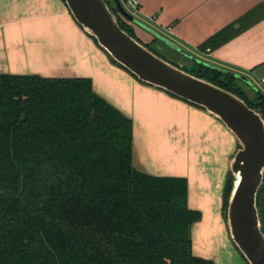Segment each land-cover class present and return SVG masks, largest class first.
Segmentation results:
<instances>
[{
	"label": "trees",
	"instance_id": "16d2710c",
	"mask_svg": "<svg viewBox=\"0 0 264 264\" xmlns=\"http://www.w3.org/2000/svg\"><path fill=\"white\" fill-rule=\"evenodd\" d=\"M192 66L178 67L264 118L261 96L252 102L224 83L237 86L233 75ZM131 150V119L89 78L0 74V264H215L192 252L191 226L201 215L187 206L186 179L138 171ZM232 181L228 172L224 217ZM257 208L264 233V174Z\"/></svg>",
	"mask_w": 264,
	"mask_h": 264
},
{
	"label": "crops",
	"instance_id": "0c3cea01",
	"mask_svg": "<svg viewBox=\"0 0 264 264\" xmlns=\"http://www.w3.org/2000/svg\"><path fill=\"white\" fill-rule=\"evenodd\" d=\"M121 2L140 22L128 24L141 43L157 45L181 65L218 67L264 100V0ZM0 74L89 78L96 94L131 119L134 168L186 179L187 206L201 215L191 227L192 252L217 263L206 239L226 229L223 190L232 157L218 162L225 128L219 120L113 64L63 0H0Z\"/></svg>",
	"mask_w": 264,
	"mask_h": 264
},
{
	"label": "water",
	"instance_id": "95a60500",
	"mask_svg": "<svg viewBox=\"0 0 264 264\" xmlns=\"http://www.w3.org/2000/svg\"><path fill=\"white\" fill-rule=\"evenodd\" d=\"M112 1L123 17L140 24L121 0ZM63 2L78 26L139 82L206 111L234 136L239 147L229 161L233 181L225 211L227 231L247 264H264V233L257 208V194L264 174L262 113L234 93L152 52L120 26L117 15L105 0Z\"/></svg>",
	"mask_w": 264,
	"mask_h": 264
},
{
	"label": "rangeland",
	"instance_id": "374dc122",
	"mask_svg": "<svg viewBox=\"0 0 264 264\" xmlns=\"http://www.w3.org/2000/svg\"><path fill=\"white\" fill-rule=\"evenodd\" d=\"M107 1H109L110 6L112 8L116 7L112 0H107ZM125 6L127 7L128 10H130V7H128L127 5H125ZM125 6H124V8H126ZM117 15L119 18H121L123 20V16L119 13L118 10H117ZM123 21L125 22V20H123ZM133 31H134V29H133ZM134 35L136 36L137 39H140L135 34V31H134ZM143 44L147 45L149 48L156 51V53H158L159 55L164 57L167 61H172L173 63H175V65L180 66V59H178L177 56L168 54L167 51H162V50L158 49V47H156L157 45H155V44H152V43H143ZM192 63L189 60H187L180 67H183L184 69L186 68L189 70H195V67L192 66ZM224 83L227 84L234 91H236L238 93L242 92L250 101L254 102L253 99L257 95L258 91H256L252 87H249L248 83H246V84L240 83L239 84V83L234 82L236 85H240L244 91L242 89L241 90L237 89V86H232V84H229V81L226 79H224ZM223 130H224V136H222V141H220L218 143L219 144L218 149L220 150L219 158L221 157L222 160L228 161V159L231 157V155H233L235 153V151L237 150L238 145H237L235 139L231 140L229 138V135H227V133H225L226 129L224 128V129H222V131ZM221 158L218 159V162H220ZM223 214H224V211H223ZM223 219H224L225 228H226L225 232L223 233L221 231L220 232L218 231L206 239L207 243H208V241H211V240L213 241L212 252L217 257V261H216L217 263L216 264H247L246 261L244 260V258L242 257V255L239 253V251L235 248V246L231 242L229 235H228L226 220H225L224 216H223ZM225 238H228L230 240L231 247H229L230 245L225 244V241H224Z\"/></svg>",
	"mask_w": 264,
	"mask_h": 264
},
{
	"label": "built area",
	"instance_id": "2783aa9c",
	"mask_svg": "<svg viewBox=\"0 0 264 264\" xmlns=\"http://www.w3.org/2000/svg\"><path fill=\"white\" fill-rule=\"evenodd\" d=\"M130 4L132 7H135L137 5V0H129ZM123 20H125V22H129L126 18L123 17ZM181 66V64H180Z\"/></svg>",
	"mask_w": 264,
	"mask_h": 264
},
{
	"label": "flooded vegetation",
	"instance_id": "af4514ba",
	"mask_svg": "<svg viewBox=\"0 0 264 264\" xmlns=\"http://www.w3.org/2000/svg\"><path fill=\"white\" fill-rule=\"evenodd\" d=\"M113 10H115V8H112ZM117 14V11L115 12ZM128 23V22H127Z\"/></svg>",
	"mask_w": 264,
	"mask_h": 264
}]
</instances>
